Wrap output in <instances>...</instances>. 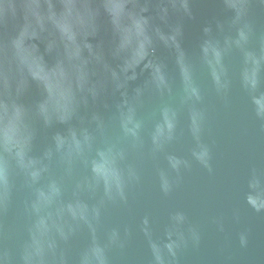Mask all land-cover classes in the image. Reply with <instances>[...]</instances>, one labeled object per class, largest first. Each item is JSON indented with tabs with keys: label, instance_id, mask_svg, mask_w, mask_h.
Returning a JSON list of instances; mask_svg holds the SVG:
<instances>
[{
	"label": "water",
	"instance_id": "water-1",
	"mask_svg": "<svg viewBox=\"0 0 264 264\" xmlns=\"http://www.w3.org/2000/svg\"><path fill=\"white\" fill-rule=\"evenodd\" d=\"M0 264H264V0H0Z\"/></svg>",
	"mask_w": 264,
	"mask_h": 264
}]
</instances>
